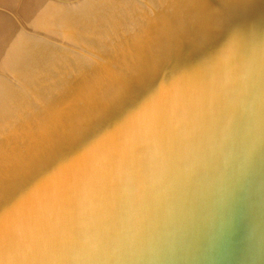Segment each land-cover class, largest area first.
Here are the masks:
<instances>
[{"label": "water", "instance_id": "95a60500", "mask_svg": "<svg viewBox=\"0 0 264 264\" xmlns=\"http://www.w3.org/2000/svg\"><path fill=\"white\" fill-rule=\"evenodd\" d=\"M0 264H264V0H0Z\"/></svg>", "mask_w": 264, "mask_h": 264}, {"label": "rangeland", "instance_id": "374dc122", "mask_svg": "<svg viewBox=\"0 0 264 264\" xmlns=\"http://www.w3.org/2000/svg\"><path fill=\"white\" fill-rule=\"evenodd\" d=\"M35 1V0H34Z\"/></svg>", "mask_w": 264, "mask_h": 264}]
</instances>
